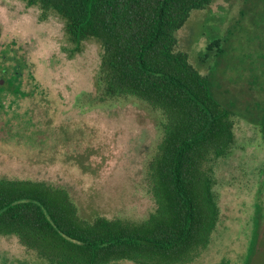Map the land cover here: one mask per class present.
I'll return each instance as SVG.
<instances>
[{"label":"rangeland","instance_id":"1","mask_svg":"<svg viewBox=\"0 0 264 264\" xmlns=\"http://www.w3.org/2000/svg\"><path fill=\"white\" fill-rule=\"evenodd\" d=\"M260 5L211 0L175 32L176 49L234 112L235 142L213 163L219 219L208 246L187 264H264ZM0 27V177L64 187L87 219L146 218L157 206L148 166L163 136L162 112L133 96H102L100 44L90 38L75 50L55 13L42 18L25 0H0ZM14 70L18 79L5 81ZM0 264L48 263L15 236L0 235Z\"/></svg>","mask_w":264,"mask_h":264},{"label":"trees","instance_id":"2","mask_svg":"<svg viewBox=\"0 0 264 264\" xmlns=\"http://www.w3.org/2000/svg\"><path fill=\"white\" fill-rule=\"evenodd\" d=\"M210 1L25 0L42 18L62 19L75 50L90 38L100 44L102 96H133L162 112L163 136L148 166L157 206L141 220L87 219L64 187L0 177V235L48 264H187L208 246L219 219L213 163L235 142L234 112L176 49L175 32Z\"/></svg>","mask_w":264,"mask_h":264},{"label":"flooded vegetation","instance_id":"3","mask_svg":"<svg viewBox=\"0 0 264 264\" xmlns=\"http://www.w3.org/2000/svg\"><path fill=\"white\" fill-rule=\"evenodd\" d=\"M259 19L261 20V23H264V0H261V5L259 6ZM3 71H5V69H3ZM14 73L13 74H10L8 77L4 78L5 81H7V79L10 81V79L12 80H17V76L19 74V71L18 70H14L13 71ZM11 82V81H10ZM12 83V82H11ZM1 87L3 85H0Z\"/></svg>","mask_w":264,"mask_h":264},{"label":"water","instance_id":"4","mask_svg":"<svg viewBox=\"0 0 264 264\" xmlns=\"http://www.w3.org/2000/svg\"><path fill=\"white\" fill-rule=\"evenodd\" d=\"M1 82H2V79H0V84H1Z\"/></svg>","mask_w":264,"mask_h":264}]
</instances>
